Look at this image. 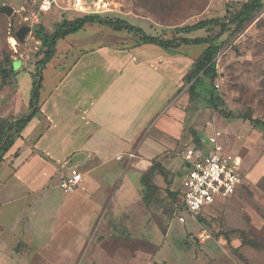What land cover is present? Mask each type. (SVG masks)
<instances>
[{"label":"rangeland","instance_id":"obj_1","mask_svg":"<svg viewBox=\"0 0 264 264\" xmlns=\"http://www.w3.org/2000/svg\"><path fill=\"white\" fill-rule=\"evenodd\" d=\"M248 1L55 0L50 12L41 13L39 0H0V9L2 6L14 9L11 16L0 12V61L9 57L19 73L8 84L0 80V119L29 112L33 74L36 75L37 63L44 56L41 42L34 35L39 25L52 34L63 19L98 14L126 20L150 35L173 39L176 28L212 18L224 19L228 8L234 9ZM22 27H30L31 32L20 42L16 34ZM218 32L219 28H215L211 34L204 30L188 37H215ZM138 42L136 36L126 31H114L98 24H89L82 31L61 39L54 58L43 69V97L58 87L67 92L74 85L82 89L92 86L96 77L91 71L88 75L90 57L69 74L85 51L100 45L123 50L141 48V56L150 55L151 61L172 73L173 81H169L168 89L181 85L168 108L182 114V129L177 133L172 128V134L165 128L163 138L169 144L163 140L166 143H162L163 148L155 157L160 147L151 139L144 140L139 153L128 148L129 152L120 154L121 160L109 161L108 168L115 162L119 164L114 171L99 169L85 175L88 187L91 184L93 189L99 185L95 194L89 189L64 193L59 187L62 176L81 172L94 163L98 166L100 162L84 155L74 167H67L73 156L66 163H57L66 149L76 148L83 142L75 136L62 144L67 132L55 140L50 136L44 138L35 148L56 160L41 155L52 166L47 168L36 157L27 163L32 164L28 170L34 178L44 174V186L32 191L27 190L29 185L18 182V170L26 159L23 151L34 148L38 135L45 129L44 121L32 125L25 136L30 141L18 142L0 165V264H264V127H254L241 118H223L208 104L217 95L235 115L246 114L264 120V6L244 28L239 31L230 28L215 40L219 48L215 58L218 75L213 81L202 76L205 86L199 88L193 99L186 77L193 73V65L209 45L181 46L179 54L172 55L157 46L136 47ZM83 73L85 76L81 78ZM104 80L101 86L105 87L111 79ZM168 118L172 121L170 126L177 127L179 122L173 120L178 118L173 119L170 114ZM159 122L150 130L151 136L167 124L164 118ZM214 132L221 133L226 148L242 158L243 185L237 196L207 208L194 219L181 209L176 212L185 175L184 156L193 147L196 135L208 144ZM121 148L112 147L108 151L115 153ZM153 160L165 172L154 176V184L159 189L152 202L146 203L145 187L139 180ZM120 180L124 188L116 193ZM101 181L104 183L100 188ZM87 215L92 218L86 220ZM180 215L185 217V223L177 219ZM88 227L91 228L88 238L96 235V243L111 239L120 247H68V239L76 238ZM101 234L104 236L99 239ZM11 236L15 237L12 242Z\"/></svg>","mask_w":264,"mask_h":264},{"label":"crops","instance_id":"obj_2","mask_svg":"<svg viewBox=\"0 0 264 264\" xmlns=\"http://www.w3.org/2000/svg\"><path fill=\"white\" fill-rule=\"evenodd\" d=\"M140 49L141 48L123 50L100 45L95 49L85 51L81 54L82 56L74 62L73 68L70 70L69 74L72 73L75 68H79V66L90 57L87 61V68L89 69L88 75L91 71L93 77H96V79L93 80L92 86H87L82 89V87H76V85H74L70 86L67 92L66 90H62L61 87H58L45 97H43L41 92V115L32 120L24 130L22 138L17 140L15 146L11 149L13 150L16 148L18 142L25 143V141H30L28 139L29 137L27 136L26 138L25 136L32 125L38 124L41 121L45 122V129L43 133H40V136L38 135L39 137L34 143V148H25L23 151V155L26 159L17 173L19 177L18 182L23 186H30L27 187V190L30 189L33 191L34 188L38 190L44 186L46 181L44 174L36 178H34L33 175L31 176L28 168L32 164L28 165L27 163L31 161L32 158L36 157V159L42 162L47 168L52 166L44 160L41 155L49 157L54 162L56 161L45 152L35 149L40 145L42 139L49 138V136L52 140H55L60 137L63 132L74 134V136H69V134L65 135V137L62 138V144L69 141L71 137L76 138L75 136H77V138H81L80 140L83 142L76 148L66 149V152L63 154L64 156L60 161H57V163H66L71 156L76 154H83L88 158L94 157L98 159L100 161L99 165L82 175V184L84 183L85 186L83 185L80 188L87 191L89 189L90 193L97 194L99 185L93 189L90 188L92 187L91 184L90 187H88L87 184L89 183H86L84 179L85 175L95 173L99 169L102 170V172L108 170L114 171L119 167V164L115 162L112 168H108L107 165L109 161H115L116 158L117 160H121L119 157L123 155L120 154L129 152L127 151L128 148L139 153L141 145L145 141L148 142L150 139L157 147H160L153 155V157H155L160 154L163 148L162 143L165 145V143L169 141L163 138V135H166L164 133L166 132L165 128L171 130L170 133L172 134L174 133L172 128L175 129L177 133L180 132L182 129V125L180 124L182 114L172 107H168L181 85L179 84V87L175 85L174 89H168L167 85L169 81H173L172 73L160 63L151 61L153 58H151L150 55L146 54L147 57L141 56ZM83 76H85V73L82 74L81 78ZM105 78H110L111 80L104 87L101 86V83L105 81ZM167 113L168 115L170 114L173 119L174 117L178 118V120H173L179 122L176 123L177 127L170 126L169 123L171 120L168 118ZM79 115H81L82 119L79 118ZM72 118H74L76 122ZM163 118L167 121L166 126H163V128L161 127L162 129H160L158 133L151 136L149 133L154 129L156 123H160L159 121ZM163 140L166 142H163ZM90 141L92 144L96 143L97 145L92 146ZM167 143L169 144V142ZM222 143L225 146L224 142ZM88 144L90 145L87 146ZM118 146H123V148H121L122 150H118L115 153L108 151L109 148H116ZM204 146L205 148H209L205 142ZM128 154L130 157L133 156L131 153ZM155 161L156 160H153L152 166ZM152 166L148 168L147 173ZM187 167L188 164L185 161V175L181 184L179 202L181 201V193L183 190L184 178L187 174ZM104 168L105 170H103ZM123 171L124 170H122L121 173H123ZM118 173L119 172L114 174L115 178H117ZM147 173L143 174L146 175ZM139 181L142 184L141 179ZM118 182L120 188H117L116 193L121 192L124 188V185H122L123 180ZM103 183L102 181L100 182V188ZM223 203L225 202H221L220 204ZM91 218V215L85 216L86 220H90ZM88 236H91V228L89 227L82 229V233L78 234L76 238H69L68 247H120L114 244L115 241L111 239V241L105 240L103 242H98V244L94 240L96 235L90 238H88ZM103 236L104 235L101 234L98 238L102 239ZM14 238L15 237L11 236L9 240L12 242ZM121 243L123 244L122 241ZM62 247H64V245Z\"/></svg>","mask_w":264,"mask_h":264},{"label":"trees","instance_id":"obj_3","mask_svg":"<svg viewBox=\"0 0 264 264\" xmlns=\"http://www.w3.org/2000/svg\"><path fill=\"white\" fill-rule=\"evenodd\" d=\"M263 6L264 0H249L234 9L228 8L227 15L224 19L212 18L200 21L193 25L176 28L174 30L176 37L173 39H163L150 35L144 29L136 27L126 20L119 18L108 19L98 14H88L74 20L63 19L57 24L56 30L52 34L47 33L45 27L39 25L34 31V35L38 41L41 42V50L42 53H44V56L37 63L38 69L36 75L34 76L33 74L29 112L15 118L0 119V165L4 162L6 155L15 146L17 140L22 138L24 130L32 120L41 115L42 106L40 99L41 92L43 91V69L54 58L57 43L61 39L82 31L89 24H98L113 29L114 31H126L128 34L136 36L139 41L136 47L153 45L172 55H178L181 46L209 45L202 56L193 65V73L186 77V81L191 85L190 95L193 99L198 95L199 88L205 86L202 76L209 77L213 81L218 75L215 58L219 48L214 44L215 40L226 33L230 28H235L238 31L244 28L245 25L254 18L256 13L263 8ZM215 28H219V32L215 37L212 35L196 38L188 37V35L204 30L211 34ZM18 74L19 73L14 69V62L9 57H5L3 61H0V80L3 84L10 83L12 79H15L18 76ZM208 104L210 107L217 110L223 118H241L245 121H249L254 127H264V120L255 119L246 114L235 115L234 112L229 111L226 103L217 95H213L208 100ZM201 141V138L196 135L194 143L201 146ZM14 156H17V153ZM96 166L97 165L94 163L92 166L82 169L81 172L85 174ZM81 172L78 171V173L82 174ZM157 172L164 173L165 170L159 162L155 161L150 171L142 176L141 182L145 187L144 200L146 203H151L154 195L158 191V186L154 184L153 180ZM171 209L174 211L173 208Z\"/></svg>","mask_w":264,"mask_h":264},{"label":"built area","instance_id":"obj_4","mask_svg":"<svg viewBox=\"0 0 264 264\" xmlns=\"http://www.w3.org/2000/svg\"><path fill=\"white\" fill-rule=\"evenodd\" d=\"M39 3L40 12L48 13L55 0H39ZM207 145L209 148H205L204 142L201 146L195 143L184 156L188 167L176 212L181 209L194 219L207 208L235 197L243 185L242 158L223 145L221 133L214 132ZM81 185L82 174L78 172L62 176L59 183L64 193H74ZM177 219L186 222L182 215Z\"/></svg>","mask_w":264,"mask_h":264},{"label":"water","instance_id":"obj_5","mask_svg":"<svg viewBox=\"0 0 264 264\" xmlns=\"http://www.w3.org/2000/svg\"><path fill=\"white\" fill-rule=\"evenodd\" d=\"M0 12H1L2 14H6V15H8V16H11V15L14 13V9H13L12 7H10V6H2L1 9H0ZM64 16H65V15H63V17H64ZM30 32H31V28H30V27H22V28L19 30V32L16 34V38H17L20 42H22V41H24L26 35H27L28 33H30ZM83 156H84L83 154H76V155H74V156L70 159V161H69L67 167H74V166L76 165L77 161H78L79 159H81Z\"/></svg>","mask_w":264,"mask_h":264},{"label":"bare ground","instance_id":"obj_6","mask_svg":"<svg viewBox=\"0 0 264 264\" xmlns=\"http://www.w3.org/2000/svg\"><path fill=\"white\" fill-rule=\"evenodd\" d=\"M10 40H11L12 45H13V46H16L15 40L12 39V38H10Z\"/></svg>","mask_w":264,"mask_h":264}]
</instances>
